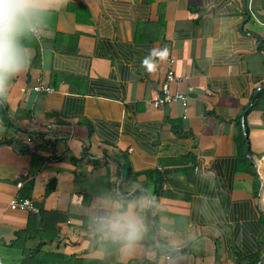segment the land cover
<instances>
[{"label":"crops","instance_id":"1","mask_svg":"<svg viewBox=\"0 0 264 264\" xmlns=\"http://www.w3.org/2000/svg\"><path fill=\"white\" fill-rule=\"evenodd\" d=\"M26 43L0 103V264H264V0H68ZM169 60L186 107L151 103ZM30 181L38 212L11 210ZM104 194L152 201L151 244L99 241Z\"/></svg>","mask_w":264,"mask_h":264},{"label":"clouds","instance_id":"2","mask_svg":"<svg viewBox=\"0 0 264 264\" xmlns=\"http://www.w3.org/2000/svg\"><path fill=\"white\" fill-rule=\"evenodd\" d=\"M68 0H0V103L10 99L15 83L28 71L32 50L27 41L45 34L54 12ZM147 197L124 201L119 196L99 195L91 215V227L102 244L119 246L133 254L147 234Z\"/></svg>","mask_w":264,"mask_h":264},{"label":"built area","instance_id":"3","mask_svg":"<svg viewBox=\"0 0 264 264\" xmlns=\"http://www.w3.org/2000/svg\"><path fill=\"white\" fill-rule=\"evenodd\" d=\"M178 81V77L175 74L173 69V61L169 60L166 64L165 77L164 81L160 87V93L155 96L151 103L154 107H163L167 104L173 102H179L183 107H186L187 98L186 96L179 91H172L171 85ZM33 90L37 93H52L53 88L50 86H46L43 83H37ZM47 129H53L54 125H47ZM9 207L11 210L22 209L32 213H37L38 210L32 203L30 199L23 198L21 196L16 195L9 203Z\"/></svg>","mask_w":264,"mask_h":264},{"label":"trees","instance_id":"4","mask_svg":"<svg viewBox=\"0 0 264 264\" xmlns=\"http://www.w3.org/2000/svg\"><path fill=\"white\" fill-rule=\"evenodd\" d=\"M239 140H240V144H239V151H240V153H241V155L244 157V153H243V142H242V136L240 135L239 136ZM42 162H43V159L41 158V157H39V156H36V155H32V157H31V164H30V169H32V168H37V167H39L41 164H42ZM155 173V177H154V179H153V182H154V190H155V194H160V193H162L163 192V183L164 182H166V180H167V178H168V175H167V173H161V172H159V171H155L154 172ZM53 185H54V181H51L50 183H49V185L47 186V190H51V189H53ZM31 190H32V182L30 181V182H28L24 187H23V189L21 190V193H20V195L22 196V197H27V198H29V195H30V192H31ZM150 219V218H149ZM21 234V233H20ZM151 239H149L147 236L145 237V239H144V241L142 242V244L143 245H149V244H151ZM106 245H110L111 247H112V249L113 248H116V247H118L117 245H112V244H106ZM166 252H172V253H181V250L180 251H177V252H173V251H170V250H167ZM89 264H93V263H95V264H99V262H94V261H91V262H88ZM100 264H101V262H100ZM119 264H141V263H138V262H127V263H119ZM149 264H152V262H150Z\"/></svg>","mask_w":264,"mask_h":264},{"label":"water","instance_id":"5","mask_svg":"<svg viewBox=\"0 0 264 264\" xmlns=\"http://www.w3.org/2000/svg\"><path fill=\"white\" fill-rule=\"evenodd\" d=\"M247 19H248V17H247ZM246 150L248 151V147L246 148Z\"/></svg>","mask_w":264,"mask_h":264},{"label":"bare ground","instance_id":"6","mask_svg":"<svg viewBox=\"0 0 264 264\" xmlns=\"http://www.w3.org/2000/svg\"><path fill=\"white\" fill-rule=\"evenodd\" d=\"M249 148V147H248Z\"/></svg>","mask_w":264,"mask_h":264}]
</instances>
